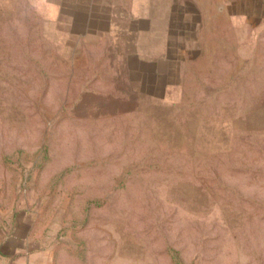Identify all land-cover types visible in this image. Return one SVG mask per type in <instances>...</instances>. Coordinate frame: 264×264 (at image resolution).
Segmentation results:
<instances>
[{"label": "rangeland", "instance_id": "1", "mask_svg": "<svg viewBox=\"0 0 264 264\" xmlns=\"http://www.w3.org/2000/svg\"><path fill=\"white\" fill-rule=\"evenodd\" d=\"M173 1L134 34L0 0V227L39 264H264V15Z\"/></svg>", "mask_w": 264, "mask_h": 264}, {"label": "crops", "instance_id": "2", "mask_svg": "<svg viewBox=\"0 0 264 264\" xmlns=\"http://www.w3.org/2000/svg\"><path fill=\"white\" fill-rule=\"evenodd\" d=\"M157 3H162L159 11L155 6ZM174 3L173 0H130L126 18L129 24L134 26L128 25L127 32L135 34L151 31L157 22V16L163 14L160 9L169 8L170 4L173 6ZM192 4L193 7H213L222 9L223 12L225 8L229 9L227 13H224L230 17L234 15L248 18L253 13L256 16L264 15V0H192ZM234 8H239L240 11H235ZM141 23L144 26H139ZM32 236L20 231L19 227H10V229L0 227V264H39L42 252H40V246L34 245L35 239Z\"/></svg>", "mask_w": 264, "mask_h": 264}]
</instances>
